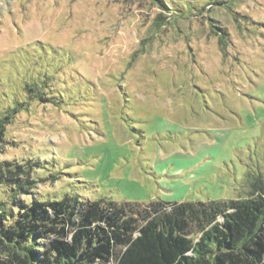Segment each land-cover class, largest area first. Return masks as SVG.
Returning <instances> with one entry per match:
<instances>
[{
  "label": "rangeland",
  "instance_id": "rangeland-1",
  "mask_svg": "<svg viewBox=\"0 0 264 264\" xmlns=\"http://www.w3.org/2000/svg\"><path fill=\"white\" fill-rule=\"evenodd\" d=\"M164 1L0 0V108L42 93L0 142L29 194L207 201L264 178V0Z\"/></svg>",
  "mask_w": 264,
  "mask_h": 264
},
{
  "label": "trees",
  "instance_id": "trees-1",
  "mask_svg": "<svg viewBox=\"0 0 264 264\" xmlns=\"http://www.w3.org/2000/svg\"><path fill=\"white\" fill-rule=\"evenodd\" d=\"M168 9L164 0H153ZM223 0L214 4L221 5ZM0 108L6 124L30 99ZM32 168L0 162V264H264V178L246 173L244 197L149 202L79 194L61 199L29 194ZM29 194V200L18 195ZM3 197V198H2Z\"/></svg>",
  "mask_w": 264,
  "mask_h": 264
}]
</instances>
